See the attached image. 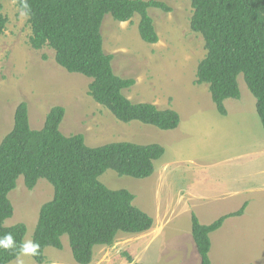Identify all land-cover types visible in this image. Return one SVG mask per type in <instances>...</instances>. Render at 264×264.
Here are the masks:
<instances>
[{
	"label": "rangeland",
	"instance_id": "1",
	"mask_svg": "<svg viewBox=\"0 0 264 264\" xmlns=\"http://www.w3.org/2000/svg\"><path fill=\"white\" fill-rule=\"evenodd\" d=\"M157 1L171 9L168 13L148 10L157 43L140 39L137 15L121 23L107 14L100 30L103 50L113 56L114 74L135 81L123 95L133 103L175 111L180 117L175 130L117 121L88 97L89 78L59 67L51 49L30 48L26 16L15 0H0L7 19L0 36V142L12 129L16 106L24 102L32 130H40L50 108L60 106L65 110L60 132L83 135L87 146L131 142L164 148L146 179L119 177L111 170L99 178L110 190L132 193L133 204L153 223L145 233H119L112 246L95 247L89 264H199L191 215L205 226L244 205L242 215L226 219L210 234L209 260L211 264H264V131L255 98L239 75L240 98L226 100L227 114L220 116L207 85L195 84L205 50L202 38L189 29V0ZM52 196L53 188L45 180L28 190L19 177L8 194L13 214L4 226L24 224L23 242L32 241L39 210ZM61 242V250H44L43 264H75L65 236ZM9 264L37 263L22 253Z\"/></svg>",
	"mask_w": 264,
	"mask_h": 264
},
{
	"label": "trees",
	"instance_id": "2",
	"mask_svg": "<svg viewBox=\"0 0 264 264\" xmlns=\"http://www.w3.org/2000/svg\"><path fill=\"white\" fill-rule=\"evenodd\" d=\"M192 15L189 29L204 43L205 55L198 62L196 85H207L212 103L220 116H226L224 102L238 100L237 78L243 81L255 98V111L264 131V0H189ZM26 18L32 50L44 47L54 52L56 64L68 73L80 74L91 81L88 97L109 111L119 122L132 121L162 131L175 130L179 115L170 109L159 110L148 103H133L123 91L134 86L131 78L114 74L113 56L103 50L101 23L109 14L117 22L139 17L137 31L146 44L158 41L149 9L170 12L157 0H15ZM6 17L0 6V36ZM65 110L50 108L40 130L29 126L27 104L20 102L13 114V125L0 142V238L11 233L14 246L0 248V264H9L22 254L20 246L26 233L24 224L5 227L13 208L8 194L23 177L28 190L38 180L53 188V196L39 210L32 242L39 244L37 264L45 262L46 248L62 249L66 237L75 264H89L93 249L110 247L117 234H141L152 226V219L133 204L134 195L127 190H110L99 178L108 170L119 177L146 179L154 172V164L164 155L157 144L137 145L112 142L90 147L81 134L65 136L59 126ZM243 208L224 215L209 225H201L191 215V237L199 256V264L209 260L210 234L223 222L240 216ZM129 263L132 259L127 256ZM136 264V263H135Z\"/></svg>",
	"mask_w": 264,
	"mask_h": 264
},
{
	"label": "clouds",
	"instance_id": "3",
	"mask_svg": "<svg viewBox=\"0 0 264 264\" xmlns=\"http://www.w3.org/2000/svg\"><path fill=\"white\" fill-rule=\"evenodd\" d=\"M123 23H127V22H123ZM13 246H14V240H13L11 233H8L5 236H3L2 238H0V248L8 249V248H11ZM39 247H40L39 244L33 243L32 241H27L20 246V251L24 254L35 255L37 253ZM101 247H105V246H101Z\"/></svg>",
	"mask_w": 264,
	"mask_h": 264
},
{
	"label": "crops",
	"instance_id": "4",
	"mask_svg": "<svg viewBox=\"0 0 264 264\" xmlns=\"http://www.w3.org/2000/svg\"><path fill=\"white\" fill-rule=\"evenodd\" d=\"M233 193H235V192H233ZM199 195H200V194H199ZM199 195L197 194V195H196V198L199 197ZM104 248H106V247H104Z\"/></svg>",
	"mask_w": 264,
	"mask_h": 264
}]
</instances>
